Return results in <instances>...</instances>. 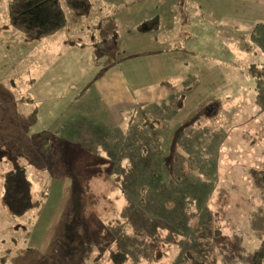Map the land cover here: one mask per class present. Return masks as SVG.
<instances>
[{
    "label": "rangeland",
    "instance_id": "374dc122",
    "mask_svg": "<svg viewBox=\"0 0 264 264\" xmlns=\"http://www.w3.org/2000/svg\"><path fill=\"white\" fill-rule=\"evenodd\" d=\"M10 1L0 0V264H251L264 238V79L247 70L264 64V23L222 21L219 32L212 25L205 33L200 27L202 39L188 40L199 47L198 54L170 60L157 54L154 58L187 74H169L167 90L159 89L154 103L138 109L135 118L124 116L134 123L113 122L104 131L94 122L104 120L108 110L96 75L124 50L132 57L160 51L165 44L154 38L158 32L126 34L124 50L119 37L110 54L100 55L102 45H91L97 35L93 21L113 15L109 6L120 8L129 0H93L84 23L38 39L10 24ZM58 2L70 19L65 0ZM130 3L126 8L146 13L157 1ZM129 29L119 26L120 32ZM140 61L124 68L134 87L150 83L145 75L132 74ZM144 114L155 121L154 128L143 123ZM125 125L130 128L124 132ZM40 131L52 138L45 156L36 146ZM174 134L185 139L175 154L188 157L181 166L163 146L179 183L161 196L165 186L157 178L163 177L149 166L155 156L150 140L170 143ZM123 144L144 153L139 164L154 178L149 188L141 180L128 185L125 177V190L119 174L131 172L127 160L118 164L121 172L105 178L112 155L125 151ZM20 175L29 181L33 199L45 198L15 216L2 196L5 182ZM144 195L153 210L126 214L135 203L144 206L139 201ZM156 213L162 220H153Z\"/></svg>",
    "mask_w": 264,
    "mask_h": 264
},
{
    "label": "crops",
    "instance_id": "0c3cea01",
    "mask_svg": "<svg viewBox=\"0 0 264 264\" xmlns=\"http://www.w3.org/2000/svg\"><path fill=\"white\" fill-rule=\"evenodd\" d=\"M90 1L93 8V0ZM156 1L157 3L150 7L151 11L146 13L141 9L126 8L133 4L127 5L130 0L125 2L120 8L118 5L109 6L107 10L112 12L115 10L116 13L113 15L108 13L102 17H114L117 27L112 37L113 40L112 38L101 40L103 44H100L98 36L100 18L97 21H93V27L97 30V35L96 39L93 38L96 41L91 43V45L95 47L102 45V51L98 53L100 55L110 54L111 46L119 42V37L123 45L122 49L124 50V35H141L140 30L157 31L158 36H154V38L157 40L160 37V41L165 44L161 47L160 51L149 50L145 51L144 54H133V57L126 56L127 51L125 52L124 50L121 53L123 56L119 54L118 60L113 59V62H108L102 68V71L96 75L94 81L96 80L99 84L98 86L107 102L108 110L106 115H103L104 120L100 118L94 122L98 123L99 127L104 131L107 130L110 123H125L124 116L132 110L141 109L154 103L159 98L158 96H160L159 89L167 90L164 84H169L167 82L169 74H187L183 72L184 69L182 67L177 68L175 65H171L169 61H159L157 58H154L157 54H166L168 60L173 59L174 56H180L178 54H190V56L198 54L199 47L190 45L188 40L198 42L202 39L199 37L200 31L198 28L200 27L205 33V29L207 31L206 27L212 25L214 27L213 30L216 29L218 31L220 29L219 23L222 21H225L226 25L237 26L239 24H246L250 25V27L257 22L264 23V0H165V5H161L162 0ZM132 10L134 11L133 13H131ZM189 13L191 14V19ZM126 14L129 15L130 19L126 18ZM89 15L81 19L80 21L82 22L79 25L84 23ZM153 17L157 18V23L155 24L154 21H151L148 24L150 28H148L147 20ZM192 19H194V22ZM119 26H125L130 29L128 32L125 30L120 32ZM164 30L167 38H163ZM79 39L81 40V38ZM70 43L75 46L76 44L80 45L79 42L70 41ZM81 43L84 45L83 41ZM152 51H154V54ZM185 58V55L182 56V60ZM138 59L141 60L139 67L132 74H143L149 79L150 83L145 86L134 87L127 76L126 80L124 68L128 69L131 65H137L135 61ZM140 70L142 72H138ZM190 74L194 75L195 71H190Z\"/></svg>",
    "mask_w": 264,
    "mask_h": 264
},
{
    "label": "trees",
    "instance_id": "16d2710c",
    "mask_svg": "<svg viewBox=\"0 0 264 264\" xmlns=\"http://www.w3.org/2000/svg\"><path fill=\"white\" fill-rule=\"evenodd\" d=\"M136 2V0H132V2ZM65 3L69 7L71 11L70 19H67L60 7V4L58 0H11L9 2V21L10 24L23 33L26 38L28 39H38L45 37L49 34H52L54 32H57L58 30H61L65 27H68L69 25L77 23L79 20H81L82 17L89 14L91 11L92 5L90 0H65ZM151 21H154L155 24L157 23V18L153 17L152 19L147 20V27H149V23ZM116 20L114 17H102L99 20L98 23V34L99 39H109L112 38L115 34L116 30ZM248 74L252 77L264 79V64L261 66H258L256 64H252L248 68ZM147 107V106H145ZM142 107V108H145ZM136 110H132L130 113L135 118ZM147 114V112H146ZM142 120L144 124H147L146 127L148 129L154 128L156 125L155 121L152 119H149L148 117L142 116ZM134 123L132 120H127L126 124L131 125ZM124 132L127 129V125H125ZM130 128V127H128ZM132 128V127H131ZM177 128H174L173 132L175 133V130ZM132 131L129 130L128 134H131ZM149 133V132H148ZM154 132V136H155ZM153 136V135H152ZM153 136V137H154ZM151 137V136H150ZM151 137L150 144L152 151H155V156L153 155V161L149 162V166L157 167V170L163 177L161 179L157 178L159 180L160 186H165L164 189L161 191V196L167 191L170 193L173 192L174 184L179 183V171H176L171 166L172 160L168 162L166 160V154L164 152L163 146L168 147V155L172 154V156H176L179 159V164L181 166L184 165V159L188 156L186 154H182L179 152L178 154H175L177 149V146H184L185 139L181 137H176L174 134V139L168 143L167 141H159L157 138ZM35 139L38 144L37 150L42 155H47L51 151L52 145H51V134L47 131H40L37 134H35ZM179 139V140H178ZM124 145V144H123ZM125 151L122 152V150H117L114 155H112L111 160V166L112 169L110 171H107L104 173L105 178H110L113 174L118 173L117 171L121 168H117L118 164L121 165L122 161H128L129 163V169L131 172L128 176L123 174L124 170H122V173L119 175H122L121 182L122 185L125 186V190L129 189L127 187V178L130 180L128 181V185H132L135 181L140 182L141 181H147L149 188V181L153 180L151 179V175L149 173V169L145 168L144 166L140 165L139 162L144 159V156L141 151V155H139L138 152H135L134 150H131L130 148H126L124 145ZM143 149V148H142ZM144 150L147 151V149L144 147ZM116 151L112 150L111 152ZM129 170V171H130ZM177 172V173H176ZM167 173V174H166ZM167 176V177H166ZM126 177V182L123 184V180ZM153 177V176H152ZM150 179V180H149ZM146 185V184H145ZM144 188V184L142 185ZM143 192V190L141 189ZM130 194H127L125 192V201L128 200ZM175 195V194H174ZM45 198V194H41V199H33V196L31 194V187L29 181H27L25 178L20 176H15L9 181L5 182V191L2 196V202L5 206L6 210L11 214L15 216H20L22 214H25L27 211L33 209L34 207H37L41 204L42 199ZM139 201H141L144 206L138 205V203H135L131 209H127L126 206L124 207L128 211L125 212L126 214L129 212H133L131 214L141 213L145 214L149 211H152L153 209L151 206L147 203V195H144L139 198ZM150 201V198H149ZM167 201V200H166ZM136 202V201H134ZM168 202V201H167ZM171 202V201H169ZM172 203H176L175 201ZM128 204V203H127ZM123 208V209H124ZM171 207H169L168 210H170ZM133 219V218H131ZM153 220H162L161 216L156 213ZM194 264L197 263L196 260H193ZM251 264H264V238H262L260 245L258 249L255 251V254L253 256V260Z\"/></svg>",
    "mask_w": 264,
    "mask_h": 264
}]
</instances>
